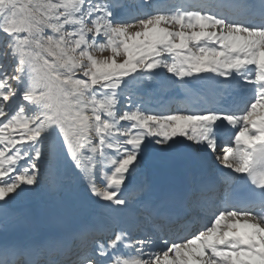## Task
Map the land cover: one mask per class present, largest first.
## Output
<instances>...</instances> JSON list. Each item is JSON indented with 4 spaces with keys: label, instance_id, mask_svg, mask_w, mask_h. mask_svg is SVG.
I'll return each mask as SVG.
<instances>
[{
    "label": "snow or ice",
    "instance_id": "1",
    "mask_svg": "<svg viewBox=\"0 0 264 264\" xmlns=\"http://www.w3.org/2000/svg\"><path fill=\"white\" fill-rule=\"evenodd\" d=\"M0 264H264V0H0Z\"/></svg>",
    "mask_w": 264,
    "mask_h": 264
},
{
    "label": "rangeland",
    "instance_id": "2",
    "mask_svg": "<svg viewBox=\"0 0 264 264\" xmlns=\"http://www.w3.org/2000/svg\"><path fill=\"white\" fill-rule=\"evenodd\" d=\"M177 96H178L177 94H174L173 95V99L171 101H169V102L176 103V102L180 101L181 99L179 97H177Z\"/></svg>",
    "mask_w": 264,
    "mask_h": 264
},
{
    "label": "bare ground",
    "instance_id": "3",
    "mask_svg": "<svg viewBox=\"0 0 264 264\" xmlns=\"http://www.w3.org/2000/svg\"><path fill=\"white\" fill-rule=\"evenodd\" d=\"M177 95H178L177 97H179L181 100L183 99V97L180 94L177 93Z\"/></svg>",
    "mask_w": 264,
    "mask_h": 264
}]
</instances>
